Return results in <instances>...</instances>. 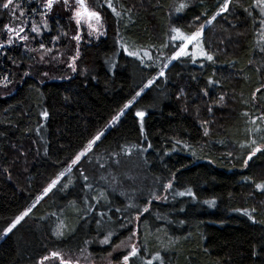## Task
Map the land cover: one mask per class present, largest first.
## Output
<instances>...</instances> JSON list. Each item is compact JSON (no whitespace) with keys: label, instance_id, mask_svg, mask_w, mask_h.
I'll return each mask as SVG.
<instances>
[{"label":"trees","instance_id":"trees-1","mask_svg":"<svg viewBox=\"0 0 264 264\" xmlns=\"http://www.w3.org/2000/svg\"><path fill=\"white\" fill-rule=\"evenodd\" d=\"M224 1L112 0L116 16L107 0H86L101 14L105 34L83 37L75 70H56L49 79L26 67L32 59L22 48L5 46L6 10L0 18V238L165 66L179 44L170 40L171 28L196 31ZM31 2L19 5L24 17L35 19ZM181 3L188 6L177 11ZM256 20L257 0H231L204 31L213 60L189 51L141 92L0 240V264H36L53 252L102 259L133 236L138 255L128 264H160L157 254L163 264H264V190L256 187L264 184V45ZM70 22L56 11L45 44L58 37L65 47L74 33ZM138 111L145 112L142 121ZM254 146L261 151L245 166Z\"/></svg>","mask_w":264,"mask_h":264},{"label":"rangeland","instance_id":"rangeland-1","mask_svg":"<svg viewBox=\"0 0 264 264\" xmlns=\"http://www.w3.org/2000/svg\"><path fill=\"white\" fill-rule=\"evenodd\" d=\"M32 1H35V3L31 2V0H15V3L18 2V4L19 3H23L24 4L25 2H27V3H30L31 2L32 5L35 4L34 7L36 8V11H37V13H36L37 18H35V19H32L31 17L29 18V15H27L25 17H24V15L23 16H20V12L23 11L22 8H21V6L17 9V11H16V13H15L14 16L12 14H10V12H8V14H5L6 13V10L0 8V18L4 14H5L4 16H8L10 18L8 24L4 28L5 39H6L5 46H8V47L13 46L14 48H16V47L22 48V50L25 52V54L27 56H30V59H32V62L30 64H27L26 67L27 68H28V66L29 67H33L35 70L37 68L40 69V71L42 73H44V76L49 79V78L52 77L51 76L52 75L51 73H54L56 70L57 71L58 70L60 71L61 69H65L66 70L67 67L68 68H72V67H69V65L70 64H73L72 57H76V55H77V49H78V43H77L76 40L72 39V37L77 34L78 29H77V25H76L75 21L72 19V15H73L72 10H66L65 7H64V5H63L62 0H61V2L59 4L55 5L53 7L52 11L50 13H48L47 15H44L43 14V4H44V0H32ZM230 2H231V0H229V3ZM72 3H73V7H75L74 0H72ZM224 3H225V1L223 2V4ZM86 4L92 10L90 4L89 3H86ZM223 4L221 5V7L223 6ZM221 7L219 8L218 11H220ZM261 7L262 6L259 4L260 20L259 21L258 20L255 21L256 22V25H257V29H258V31L256 30V36H259V39L261 40V42H263L262 44L264 45V15H262V13H261ZM58 10L59 11L60 10H63L64 15L66 16V19H69V22L72 21L73 24H74V26H75V28H74V26L70 22L74 33H73L72 36H70L68 34L66 35L67 45L65 44V47H61L60 46L59 38L56 39V37L55 38L53 37L48 45H46L45 42L42 39V37L44 35H49L50 33L55 32L51 28L52 26L49 23V19ZM226 12H223V13H226ZM33 24H35V26L39 27V29H40V33L39 34H37L35 32H31V27L33 26ZM202 25H203L204 31H205L209 26L212 25V23L211 24H208L206 22L205 24H202ZM20 27H23L24 28V31L20 33V36L28 35L29 36V39L28 40H26V41L25 40H22L19 37H16L15 32H13V33L10 34L7 31L8 28L19 29ZM199 28H200V26L198 28H196V30H198ZM79 31H80V35H81L80 41L83 40V37H85V38L86 37H88V38H90V37L100 38V37L104 36V35H101V36L97 37L95 33H93L90 36L89 35L90 29L88 28L87 23H84V22H82ZM204 31H203V35H204ZM104 33H105V26H104ZM10 35L13 37L11 44L8 43L9 36ZM202 39H203V37H202ZM71 40H73V41H71ZM177 42L180 43L179 41H177ZM41 44L44 45V49H41V47H40ZM70 44L71 45L73 44V46L75 47V49L73 48V50H70L69 49ZM48 49H51V51L50 52L47 51ZM176 50H178V48ZM193 50H196L195 51V52H197V55L196 56H199L200 57V55L198 54V50L195 49L192 45H189V47L187 49V52H189V51L194 52ZM175 51L170 55L168 61L166 62L165 65H167V66L166 67L164 66L160 70V72L161 71L164 72L175 60H177V59L171 60V57H172V55L175 54ZM41 56L44 57L43 60H41ZM170 60H171V62L169 63ZM75 61H76V59H75ZM75 61H74V64H75ZM72 70H73V68H72ZM159 73L151 81H155L157 79V77H160L159 76ZM4 89H6V88H4ZM145 89H143L141 92H143ZM1 92H2V89H1L0 93ZM137 97L138 96H136L131 101V104L134 102V100ZM131 104H130V106H131ZM129 107H127V108L124 107L122 110H120L112 118V120L107 124V126L101 131L103 133V135L111 127L115 126L118 123V121L122 118V116L128 110ZM121 112H123V115H119ZM117 116H119V118L118 119H115V121H114V118H116ZM94 145H93V147H94ZM86 147H85V149H86ZM83 157L84 156H82L81 159ZM72 161L68 165V167L61 173L62 175L60 174L59 177H57V178H55L53 180H58L59 181L60 178L63 175H65L74 165L77 164V163L76 164H73ZM52 181L43 189L42 193L39 194V196L34 201V203L31 204V206L27 209V212L28 213H29V211L33 207H35L50 192L49 191V192H47V194H45V189H47L49 187V185L52 183ZM4 236L5 235L3 234L2 237L0 238V240H2L4 238ZM136 242L137 241H136L135 236L130 237L129 239H127L126 241H124L123 244H119L120 246L119 247H116L115 250L110 255H108V256H106V257H104L102 259L91 258L90 256H88L84 252L83 253H80V254L59 253L60 254L59 257H53L52 256V253H51V254H48L46 256V257H48V259H44L45 258L44 257L43 259H41L40 261H38L36 264H41V262H42V264H60V257H62L66 261L67 260H71L73 262V264H77V262H78V264H123V257L125 255H128L131 252V245H133V244L134 245H137ZM119 255L121 256V258H120L119 261H117L116 258Z\"/></svg>","mask_w":264,"mask_h":264},{"label":"snow or ice","instance_id":"snow-or-ice-1","mask_svg":"<svg viewBox=\"0 0 264 264\" xmlns=\"http://www.w3.org/2000/svg\"><path fill=\"white\" fill-rule=\"evenodd\" d=\"M61 2V0H44V4H43V14L47 15L48 13H50L53 9V7L57 4H59ZM63 5L65 7L66 10H72L73 15H72V19L75 21L76 25H77V34L74 35L72 37V39L76 40L77 43L79 44V41L81 39V35H80V27L82 22L87 23L88 28L90 29L89 31V35L91 36L93 33L96 34L97 37L104 35V23H103V19L101 14L98 11L95 10H91L87 4H86V0H74V4L75 7H73V3L72 0H62ZM257 3L260 4L261 7V13L262 15H264V0H257ZM107 6L108 8L111 9V11L113 12V14H115L116 16H119L120 13L117 12L115 6L112 3V0H107ZM188 5L186 3H181L177 9V11H182L184 8H186ZM20 7L19 4L15 3V0H0V8L4 9V10H9L10 14H12L13 16L15 15L17 9ZM229 8V0H225V3L223 4V6L221 7L220 11H218L214 16H212V18L207 22L208 24H211L213 20L216 19V16L221 15L223 12L228 11ZM35 11V10H33ZM24 13L23 11L20 12V16H23ZM199 19V18H197ZM94 22V23H93ZM7 31L11 34L13 32H15L16 37H19L22 40H28L29 36L28 35H23L20 36V33L24 31L23 27H20L19 29H13V28H8ZM171 33L172 35L170 36V40L172 42H177L179 41L180 43L178 44V50L175 51V54L172 55L171 60H175L177 58H179L180 56L183 55H189V53L187 52V49L189 47V45H192L195 49L198 50V54L200 56H202L204 59L208 60V61H212L213 60V56L210 55L207 51H205L204 47H203V41H202V37H203V31H204V27L203 25L200 26V28L190 34H187L185 32H183L180 28L178 27H173L171 28ZM31 32H35L37 34L40 33V29L39 27L35 26V24H33V26L31 27ZM13 37L10 35L9 36V41L8 43L11 44ZM58 39V37L56 38ZM4 45L2 43H0V48H3ZM41 49H44V45L41 44ZM165 47H167V45H165ZM47 51H51V49H48ZM125 51H127V54L130 56H134L139 58V55L137 52L135 51H128L127 49H125ZM78 50H77V56H78ZM145 55L148 56V59L151 60L152 57L149 53L145 52ZM190 55L195 58V56L197 55V52H192L190 53ZM44 57L41 56V60H43ZM76 57H72L73 60V64H70L69 67H73V70H75L74 68V61H75ZM171 60L169 61V63L171 62ZM143 63V61H141ZM145 66H149V65H145ZM167 65H165L166 67ZM164 72L161 71L159 73V76H163ZM158 78V77H157ZM4 80H7V77L4 78ZM154 83V81H148V83L145 85V87H150L151 84ZM211 83V81H210ZM142 91V90H141ZM257 91H259V89H257ZM141 93L137 92L136 95L139 96ZM220 100L223 101L224 100V96L220 97ZM131 104V102H129V104L125 105V108L129 107ZM209 111H211V109H209ZM43 115L45 117H47V113H43ZM119 115H123V112H121ZM136 115L141 119V121L143 120V117L145 116V112L143 111H138L136 112ZM119 116H117L115 119H118ZM253 123H255V121H253ZM141 132H143V125L141 124ZM207 129L205 130V135H207ZM103 135V133H99L96 137H94L91 141L88 142V145L86 147V149L84 151H82L79 155H77L75 157V159L72 161L73 164H76L80 161L82 156H85L89 151L92 150L93 145L96 144V142L100 139V137ZM252 145H256L257 142L256 140H252L251 141ZM241 147H245L244 145H242ZM261 151V147L259 146H254L251 149V153L248 155L247 159L244 160V164L245 166H247L248 161L252 159L253 156L256 155V153ZM131 153V149H125V154H130ZM118 163V161H117ZM103 167V165H101ZM62 175V174H61ZM85 180H87V177H84ZM58 180H53L52 183L49 185V187L47 189H45V194H47V192L51 191L53 187H55V185L58 183ZM168 188H171V184L167 185ZM258 189L260 190H264V184H258L256 186ZM186 193L181 192L179 193V195L183 196ZM188 195H192L191 190H188L187 192ZM99 202V201H98ZM206 203L209 204H214L215 201H206ZM132 205H130L131 207ZM117 211H119V209H117ZM143 211L147 212L148 208H144ZM29 213L26 211L24 212L22 215L18 216L14 222L11 223L10 226H8L5 230H4V235H7L8 233L12 232V230L14 228H16V226L24 219L25 216H27ZM101 216L104 215V213H100ZM137 219H139V216L136 217ZM251 219V217H249ZM58 237L63 235V231H62V226L58 227L55 233ZM111 235V233L109 234V236ZM133 235H135V233H133ZM102 243L107 244L109 243V237H106ZM124 242L122 241L121 244H123ZM120 245H118L117 247H119ZM138 255V249L136 247V245H131V252L128 255H125L123 257V264H128V261L131 257H136ZM53 257H59L60 254L53 252L52 253ZM44 259H48V257H45ZM156 260L160 261V264H163V260L160 257L159 254L156 255L155 257ZM42 264V262H41ZM60 264H73V262L71 260H64L62 257H60ZM78 264V262H77ZM146 264H152V261H147Z\"/></svg>","mask_w":264,"mask_h":264}]
</instances>
